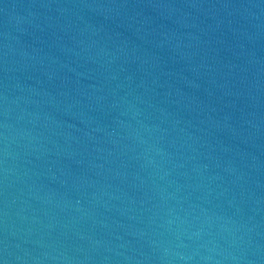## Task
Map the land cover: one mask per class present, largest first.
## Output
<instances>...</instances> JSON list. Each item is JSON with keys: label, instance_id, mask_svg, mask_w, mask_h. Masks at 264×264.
Masks as SVG:
<instances>
[{"label": "water", "instance_id": "obj_1", "mask_svg": "<svg viewBox=\"0 0 264 264\" xmlns=\"http://www.w3.org/2000/svg\"><path fill=\"white\" fill-rule=\"evenodd\" d=\"M3 264H264V0H0Z\"/></svg>", "mask_w": 264, "mask_h": 264}, {"label": "snow or ice", "instance_id": "obj_2", "mask_svg": "<svg viewBox=\"0 0 264 264\" xmlns=\"http://www.w3.org/2000/svg\"><path fill=\"white\" fill-rule=\"evenodd\" d=\"M0 264H3V261H0Z\"/></svg>", "mask_w": 264, "mask_h": 264}]
</instances>
